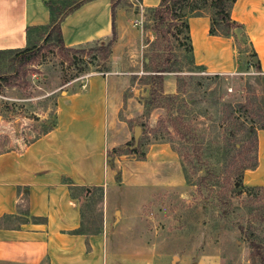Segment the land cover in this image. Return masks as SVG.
<instances>
[{
	"label": "crops",
	"instance_id": "1",
	"mask_svg": "<svg viewBox=\"0 0 264 264\" xmlns=\"http://www.w3.org/2000/svg\"><path fill=\"white\" fill-rule=\"evenodd\" d=\"M45 1L70 0H0V50L23 49L34 31L47 28L50 12ZM159 2L117 0L113 20L111 0L86 1L61 20L63 45L106 39L113 23L119 42L132 13L129 5L145 9ZM230 18L241 26L240 39L249 46L250 56L256 55L250 61L264 78V0H235ZM187 26L194 66L208 74L231 73L234 65L236 69L240 50L231 37L209 35L206 15L188 17ZM112 63L114 71V57ZM111 74L110 70L90 73L81 78L82 90L61 92L55 102V129L19 151L0 153V264H135L144 258V253L112 247V229L106 222L113 187L117 182L173 187L183 185L184 177L175 157L166 154L157 158L149 153L147 159L127 161L117 172L108 166L107 153L118 146V129L126 134ZM256 137L257 166L243 172L245 187L264 186V129H258ZM96 192L101 219L96 229H90L85 204L95 200Z\"/></svg>",
	"mask_w": 264,
	"mask_h": 264
},
{
	"label": "rangeland",
	"instance_id": "2",
	"mask_svg": "<svg viewBox=\"0 0 264 264\" xmlns=\"http://www.w3.org/2000/svg\"><path fill=\"white\" fill-rule=\"evenodd\" d=\"M129 7L131 16L125 20L122 36L112 46L108 61L83 56L90 72L74 79L77 81L70 86L61 83L74 74L75 67L63 59L56 48L44 47L41 57L27 65L25 73L12 86L0 89V100L7 102L9 107L4 118L0 116V153L19 151L32 142L51 125L55 98H59L61 92L82 90L81 78L108 65L112 72L109 76L112 89L122 104L119 119L126 126V134L122 128L117 131V151H109L112 159L108 166L117 172L121 164L138 161L143 156L147 159L149 153L157 158L165 154L174 156L180 164L179 141L166 109L149 103V90L158 88L157 82L150 78V63L156 61L153 54L157 56V63L170 70L163 73L164 94H174L179 88L181 98L192 100L189 109L196 116L191 121L194 128L216 135L222 127L221 104L224 101L244 104L251 96L262 100L264 78L254 70L245 41L238 48L236 69L234 65L231 73L208 74L202 67L193 65L179 22L174 21L171 29L161 33L155 41L148 12L138 5ZM47 31V28L34 31L29 46L40 45ZM231 38L235 44L234 33ZM113 57L117 60L114 71L111 70ZM235 114L241 121L249 122L253 118L249 113L246 117L240 112ZM255 122L254 127L261 124ZM136 126L141 129L137 152L128 154L124 146L131 141ZM241 129L235 121V142L239 140ZM198 176L200 172L192 179ZM111 196L115 203L106 223L112 229V247L126 253H144V258L135 264H253L251 241L264 252V214L257 217L255 205L242 209L241 213L223 216L213 207L202 205L195 185L185 186V181L173 187H131L117 182ZM245 199L242 195L235 197L233 202L238 206ZM85 205L90 210L87 224L90 229H96L101 219L99 194ZM256 264H264V254L262 261L256 260Z\"/></svg>",
	"mask_w": 264,
	"mask_h": 264
},
{
	"label": "trees",
	"instance_id": "3",
	"mask_svg": "<svg viewBox=\"0 0 264 264\" xmlns=\"http://www.w3.org/2000/svg\"><path fill=\"white\" fill-rule=\"evenodd\" d=\"M86 1L89 0L45 1V5L50 12V22L47 26L48 31L40 45L27 46L18 50H0V89L12 86L14 81L25 73L23 72L25 67L41 57L44 47L56 48L57 52L64 57L63 59L69 60L70 65L75 67L74 74L66 77L61 85H65L90 72L89 64L82 59L83 56L91 55L92 59L108 61L112 46L117 38L114 23L111 35L106 39L76 47H65L63 45L59 28L61 20ZM234 2L235 0H160L156 7L145 8L144 10L148 12L152 21L155 41L161 33H166L167 30L171 29L174 21H176L179 22L180 29L185 32L186 49L187 52L191 53L187 18L206 15L209 18V35L230 38L233 30L241 27L230 18V10ZM111 3L112 18L114 20V9L117 0H111ZM175 11L177 14H175ZM242 43V38L235 41L237 48H240ZM156 57V54H153V60L156 61L150 63L151 68L149 70L152 73L150 78L157 82L158 88L149 90L148 96L151 98L149 103L153 104V107L166 109L168 121L180 145L177 153L185 186L194 184L197 192L202 197V205L213 207L223 216L235 215L237 212L241 213L242 209H250L255 205L253 206L256 207L254 213L261 218L264 214V186L245 187L242 183V176L245 170H253L257 166L256 131L264 129V97L259 100L251 96L247 98L244 104H235V101L230 100L224 101L221 104L222 127L220 131L216 135H213L212 132L206 133V131L194 128L192 125L191 121L196 116L189 109L192 105L191 99L181 98L182 91L179 88L174 94H164L162 91L163 73L170 70L157 63ZM250 57L252 59L256 55L253 53ZM253 65L258 68L257 63ZM109 70L110 67L107 65L97 71L108 72ZM79 86L81 87V84ZM214 91L217 92L218 90L215 89ZM220 91H223V89L221 88ZM8 110V103L0 100L1 118H4ZM236 112H240L244 117H246V113H249L253 115V118H251V121L248 120L249 122L241 121L239 116H235ZM235 121H238L239 126L243 128L239 132L237 142H235V130H233ZM255 121H259L261 124L254 127ZM56 125L57 117L54 110L51 125L38 137L52 131ZM243 142L245 145H243ZM132 146L133 139L125 144L124 147L128 149V154L137 152V147L133 148ZM115 151H117V148L112 149V152ZM236 152L238 154L235 156ZM107 157L111 161V152L107 153ZM142 159H144V156L139 160ZM198 172H200V176L193 180L192 177ZM242 195L246 199L235 206L233 200L235 197ZM249 215L252 216L250 213ZM238 217L241 221L242 215ZM251 246L250 259L252 263L256 264V260L261 262L264 252L259 250L254 241H251Z\"/></svg>",
	"mask_w": 264,
	"mask_h": 264
},
{
	"label": "water",
	"instance_id": "4",
	"mask_svg": "<svg viewBox=\"0 0 264 264\" xmlns=\"http://www.w3.org/2000/svg\"><path fill=\"white\" fill-rule=\"evenodd\" d=\"M233 33L235 34L236 38L238 40H240L241 30L240 29H235V30H233ZM253 62H255V59L253 60ZM140 132H141L140 127L139 126H136L134 128V132H133V135H132V139H133V146L132 147L133 148H136L137 147ZM115 215L118 216V212H116Z\"/></svg>",
	"mask_w": 264,
	"mask_h": 264
}]
</instances>
